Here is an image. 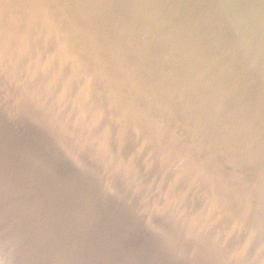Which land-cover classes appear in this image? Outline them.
I'll list each match as a JSON object with an SVG mask.
<instances>
[{
    "label": "bare ground",
    "instance_id": "6f19581e",
    "mask_svg": "<svg viewBox=\"0 0 264 264\" xmlns=\"http://www.w3.org/2000/svg\"><path fill=\"white\" fill-rule=\"evenodd\" d=\"M1 182L17 264H264V0H0Z\"/></svg>",
    "mask_w": 264,
    "mask_h": 264
},
{
    "label": "rangeland",
    "instance_id": "374dc122",
    "mask_svg": "<svg viewBox=\"0 0 264 264\" xmlns=\"http://www.w3.org/2000/svg\"><path fill=\"white\" fill-rule=\"evenodd\" d=\"M0 185H2V182L0 183ZM1 199V198H0ZM16 221V222H15ZM18 223V219L15 218L11 223H9L10 225H8V228H16L19 227L20 224ZM33 226L31 224H24L22 225L21 230L23 231V235L19 240H12L11 242H5L6 244L0 246V264H17L19 261L24 259V253L29 252V251H33L36 246L38 245V239L37 238H33L35 237L36 233L35 231L32 230ZM25 230V231H24ZM43 229H39L37 232H41L43 233ZM5 231H3L4 234ZM33 235V237L30 239L28 238V236ZM41 243V241H40ZM65 245V244H63ZM77 249V247L75 246V250ZM61 255L64 257L63 251H57V255H53L51 257H47L45 258V264H73V260H64L63 257H61ZM80 258V257H79ZM81 262L85 263L86 262V258H80ZM83 260V261H82Z\"/></svg>",
    "mask_w": 264,
    "mask_h": 264
},
{
    "label": "water",
    "instance_id": "95a60500",
    "mask_svg": "<svg viewBox=\"0 0 264 264\" xmlns=\"http://www.w3.org/2000/svg\"><path fill=\"white\" fill-rule=\"evenodd\" d=\"M121 189V188H120ZM27 197L28 195L26 194V192H21V193H19V194H16V195H14V197ZM156 219L158 220L159 218H158V216L156 217ZM160 220V219H159ZM154 226V225H153ZM153 226L152 225H150V224H147L146 226H144V228H143V233H142V237L144 238V240L146 241L148 238H150L151 236H152V230L154 231V229H153ZM161 227H159L158 229H157V224H156V226H155V229H157L156 231H158L159 229H160ZM154 236V235H153ZM152 236V237H153ZM106 241V239L104 238V237H102V242H105ZM140 242H138V244H139ZM130 246H133V244L132 245H130ZM138 246V245H137ZM137 246H134V247H137ZM97 251L98 252H100V250H98L97 249ZM94 254H96L95 252H94ZM97 255V254H96ZM183 255V254H182ZM107 259V258H106ZM92 263H94V261H91ZM79 264H83V262H80Z\"/></svg>",
    "mask_w": 264,
    "mask_h": 264
}]
</instances>
